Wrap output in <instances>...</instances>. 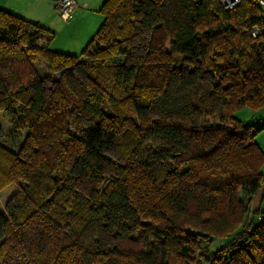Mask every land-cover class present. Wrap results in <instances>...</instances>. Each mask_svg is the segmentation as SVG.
<instances>
[{"label": "trees", "instance_id": "obj_1", "mask_svg": "<svg viewBox=\"0 0 264 264\" xmlns=\"http://www.w3.org/2000/svg\"><path fill=\"white\" fill-rule=\"evenodd\" d=\"M98 11L73 54L0 10V111L24 132L16 150L0 140V190L16 185L0 209V264H264V212L252 209L262 128L235 116L264 106L257 0H104ZM108 146L119 158L109 173Z\"/></svg>", "mask_w": 264, "mask_h": 264}, {"label": "crops", "instance_id": "obj_2", "mask_svg": "<svg viewBox=\"0 0 264 264\" xmlns=\"http://www.w3.org/2000/svg\"><path fill=\"white\" fill-rule=\"evenodd\" d=\"M104 0H75L76 7L69 21H64L58 16L55 8L56 0H0V10L9 11L20 17L37 22L53 33L49 47L53 50L71 53L86 45L98 28L99 17L96 11ZM49 39L44 34L39 44ZM81 49V50H82ZM73 54H78L76 51ZM43 65V64H42ZM256 119L260 118L258 115ZM251 124L256 128H262L256 135V142L264 150V117L259 122ZM252 209L264 212V188L255 194L252 200Z\"/></svg>", "mask_w": 264, "mask_h": 264}, {"label": "rangeland", "instance_id": "obj_3", "mask_svg": "<svg viewBox=\"0 0 264 264\" xmlns=\"http://www.w3.org/2000/svg\"><path fill=\"white\" fill-rule=\"evenodd\" d=\"M95 14H97L99 19H100V20H98L99 22L97 24L98 25L97 27H99L100 24L102 23V15L98 10L96 11ZM58 16H59V14H58ZM64 21H66V20H64ZM67 21H69V20H67ZM70 49H71V53H75L74 51H76V53H79L82 48L77 49V50H75V49L72 50V48H70ZM42 64H43V62H41L39 65H37L38 70L41 73H43L45 71L44 64L43 65ZM49 89H50V85H47V87L45 89L46 93H48ZM258 115H261V117L256 119V117H259ZM235 116H237L241 120H243L244 123H247V124L251 123L254 125L255 124L254 122H259L262 119V117H264V106L260 107L259 109H253L249 106L241 107L238 110H236ZM255 125L257 126V124H255ZM254 128H256V127H254ZM23 138H24V132L14 129L13 126L11 125L9 119L3 114L2 111H0V140L8 148H10L12 150H16L19 147ZM102 158H103V162L105 164V170L107 173H109L112 170L113 163L119 161L117 150L111 146L106 147V149L104 150V152L102 154ZM75 186L80 192H82L86 195L92 193V188H91L92 183L87 178L77 179L75 181ZM15 190H16L15 184H10L7 187L0 190V209L2 208L3 204L6 202L8 197L12 193L15 192ZM217 245H219V243H217Z\"/></svg>", "mask_w": 264, "mask_h": 264}, {"label": "built area", "instance_id": "obj_4", "mask_svg": "<svg viewBox=\"0 0 264 264\" xmlns=\"http://www.w3.org/2000/svg\"><path fill=\"white\" fill-rule=\"evenodd\" d=\"M241 0H219L220 4L225 9H232L240 3ZM259 6L262 9V15H264V0H257ZM76 7L75 0H56L55 8L59 14V17L63 20H70L72 13ZM258 28L254 27L251 30L252 36L258 35Z\"/></svg>", "mask_w": 264, "mask_h": 264}]
</instances>
